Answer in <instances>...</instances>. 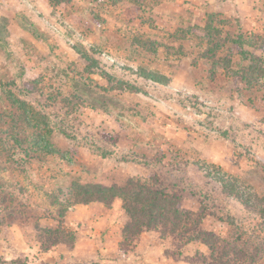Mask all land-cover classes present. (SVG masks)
<instances>
[{"label":"rangeland","instance_id":"1","mask_svg":"<svg viewBox=\"0 0 264 264\" xmlns=\"http://www.w3.org/2000/svg\"><path fill=\"white\" fill-rule=\"evenodd\" d=\"M239 1L0 0V264H201L199 241L155 231L122 248L120 200H64L153 177L200 228L264 251V74L239 78L230 42L264 60V29L239 28L264 25V0ZM60 227L74 249L43 250Z\"/></svg>","mask_w":264,"mask_h":264},{"label":"trees","instance_id":"2","mask_svg":"<svg viewBox=\"0 0 264 264\" xmlns=\"http://www.w3.org/2000/svg\"><path fill=\"white\" fill-rule=\"evenodd\" d=\"M49 1L61 3L64 0ZM230 42L239 50L242 60L251 63L250 65L247 63L244 72H240L239 78L249 79L250 73L251 80L263 77L264 60L255 58L243 49V46L247 45L246 38L240 36ZM258 65L261 66L260 69H257ZM256 71H261L260 76L258 73V76L254 77ZM223 191L229 192V189L225 187ZM64 200L68 204L67 207L98 203L107 209H110L116 200H120L121 208L127 215V222L122 232V248L134 246L142 233L155 231L162 239H175L180 247L199 241L209 252L207 256L200 255L201 264H243V261L249 259L251 260L249 264H255V256L259 251L264 252L260 247L259 249L256 247L253 254L244 244L240 248L239 244L233 243L234 241L222 239L200 228L202 218L181 209V197L176 193H169L156 177H153L149 184L130 179L123 185L111 186L99 183H77L71 187ZM261 212H264V208ZM75 244V234L61 227L43 234L40 239V245L45 251L56 245H64L68 250H73Z\"/></svg>","mask_w":264,"mask_h":264},{"label":"crops","instance_id":"3","mask_svg":"<svg viewBox=\"0 0 264 264\" xmlns=\"http://www.w3.org/2000/svg\"><path fill=\"white\" fill-rule=\"evenodd\" d=\"M231 1V0H230ZM240 7L241 5H248V1L247 0H240ZM252 5H254V3H252ZM257 13V11H256ZM240 30L241 31H249V30H252V32L256 33L257 31H262V29H264V25H261V22H258V20H250L248 21V19L245 21V23H241L240 24ZM243 49L246 51L247 50V45H244L243 46ZM255 49H251V52L252 53H255ZM76 208V207H75Z\"/></svg>","mask_w":264,"mask_h":264}]
</instances>
